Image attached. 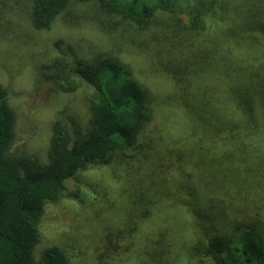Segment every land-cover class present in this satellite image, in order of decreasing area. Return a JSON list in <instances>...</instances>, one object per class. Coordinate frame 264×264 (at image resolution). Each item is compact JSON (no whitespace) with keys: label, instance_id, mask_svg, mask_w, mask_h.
<instances>
[{"label":"rangeland","instance_id":"374dc122","mask_svg":"<svg viewBox=\"0 0 264 264\" xmlns=\"http://www.w3.org/2000/svg\"><path fill=\"white\" fill-rule=\"evenodd\" d=\"M213 1L205 29L193 32L186 4L176 13L156 11L140 30L105 14L95 1H70L48 30L35 31L28 1L0 0V85L15 114L8 154L46 162L55 121L86 126L91 89L82 82L74 93L59 91L45 68L57 56L72 63L116 58L154 100V118L137 150L78 172L65 182L67 196L45 205L36 259L57 246L68 264H214L196 239L222 233V225L183 207H212L229 218L245 208L254 214L256 198L239 185L203 189L207 171L195 167V136L182 125L187 116L197 125L196 115L204 116L200 95L215 111V101L223 102L239 85L234 78L244 66H264V0ZM195 220L204 224L198 233Z\"/></svg>","mask_w":264,"mask_h":264},{"label":"trees","instance_id":"16d2710c","mask_svg":"<svg viewBox=\"0 0 264 264\" xmlns=\"http://www.w3.org/2000/svg\"><path fill=\"white\" fill-rule=\"evenodd\" d=\"M25 1L30 3V24L35 31L48 30L70 1H95L105 14L129 21L140 30L151 25L156 11L176 13L186 4L188 28L201 32L214 8L213 0ZM45 68L51 72L49 79L63 93L76 92L82 82L89 86L90 116L86 126L77 122L69 126L60 120L53 123L46 162L29 155L8 154L15 114L8 104L6 89L0 85V264H68L67 256L57 246L44 248L37 259L34 257L33 250L41 242L38 226L45 205L64 199L65 182L78 172L108 164L117 154L137 150L140 137L154 118L152 93L116 58L101 55L72 63L57 56ZM262 72L264 66L259 71L244 66L239 78H234L239 85L231 87V96L223 101L228 107L215 101L214 111L202 94L199 111L204 116L196 115L198 125L192 116L182 123L184 127L191 126L190 137L195 136V167L207 171L201 177L206 183L203 189L239 185L256 198L254 214H248L245 208L235 218L212 207L192 210L190 203L183 207L203 221L209 218L213 225H222V233L208 238L207 234L203 242L196 239L214 264H264ZM233 159L237 161L233 163ZM169 160L173 161L172 157ZM194 180L200 182L197 177ZM182 201V195L178 196L177 203L183 205ZM194 226L197 233L204 229V224L196 220Z\"/></svg>","mask_w":264,"mask_h":264}]
</instances>
